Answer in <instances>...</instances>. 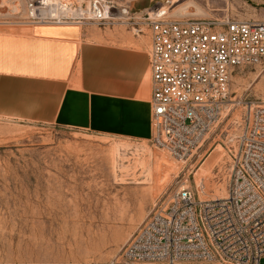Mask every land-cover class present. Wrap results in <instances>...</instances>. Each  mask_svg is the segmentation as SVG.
<instances>
[{
    "label": "built area",
    "instance_id": "1",
    "mask_svg": "<svg viewBox=\"0 0 264 264\" xmlns=\"http://www.w3.org/2000/svg\"><path fill=\"white\" fill-rule=\"evenodd\" d=\"M24 3L16 21L149 31V141L176 160L200 156L227 115L243 108L225 195L200 199L179 187L150 210L120 262L264 264V98L231 94L235 73L264 62V19L177 16L171 0L141 10L131 0Z\"/></svg>",
    "mask_w": 264,
    "mask_h": 264
},
{
    "label": "rangeland",
    "instance_id": "2",
    "mask_svg": "<svg viewBox=\"0 0 264 264\" xmlns=\"http://www.w3.org/2000/svg\"><path fill=\"white\" fill-rule=\"evenodd\" d=\"M0 3V19L25 14L24 0ZM170 12L264 19V0H171ZM231 89L263 99L264 62L235 73ZM243 121L242 107L230 112L184 163L149 139L0 118V264H123L122 247L179 187L200 199L225 195Z\"/></svg>",
    "mask_w": 264,
    "mask_h": 264
},
{
    "label": "crops",
    "instance_id": "3",
    "mask_svg": "<svg viewBox=\"0 0 264 264\" xmlns=\"http://www.w3.org/2000/svg\"><path fill=\"white\" fill-rule=\"evenodd\" d=\"M149 46V31L0 19V118L149 139Z\"/></svg>",
    "mask_w": 264,
    "mask_h": 264
},
{
    "label": "bare ground",
    "instance_id": "4",
    "mask_svg": "<svg viewBox=\"0 0 264 264\" xmlns=\"http://www.w3.org/2000/svg\"><path fill=\"white\" fill-rule=\"evenodd\" d=\"M2 1H3V0H2ZM4 3H5V1H4ZM0 4H1V3H0ZM21 4H23V3H21ZM21 4H20V5H21ZM14 7H15V6H14ZM174 7H175V6H174ZM15 9H16V8H15ZM216 197H221V196H216Z\"/></svg>",
    "mask_w": 264,
    "mask_h": 264
}]
</instances>
